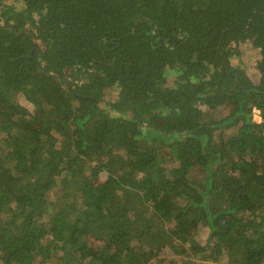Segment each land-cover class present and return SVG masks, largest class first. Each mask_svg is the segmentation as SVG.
Instances as JSON below:
<instances>
[{
  "label": "trees",
  "instance_id": "trees-1",
  "mask_svg": "<svg viewBox=\"0 0 264 264\" xmlns=\"http://www.w3.org/2000/svg\"><path fill=\"white\" fill-rule=\"evenodd\" d=\"M0 264H264V0H0Z\"/></svg>",
  "mask_w": 264,
  "mask_h": 264
},
{
  "label": "rangeland",
  "instance_id": "rangeland-1",
  "mask_svg": "<svg viewBox=\"0 0 264 264\" xmlns=\"http://www.w3.org/2000/svg\"><path fill=\"white\" fill-rule=\"evenodd\" d=\"M244 50L246 53L244 66L247 67L248 73L252 76L253 81L255 83H257V82H259V79H260L259 71L256 68V63H257V60L259 58V53L255 49L249 47V45H245ZM15 97L22 106L27 108V110L29 112H31V113L33 112V104L26 99V97L23 95V93H21L19 91L16 93ZM255 118L258 121L261 120V117L258 114L255 115ZM99 179L101 180V182L106 181V179H107L106 172H102ZM201 233L202 234L198 237L199 241L201 243L206 242V240H207L206 235L208 234L207 228H204V230Z\"/></svg>",
  "mask_w": 264,
  "mask_h": 264
}]
</instances>
